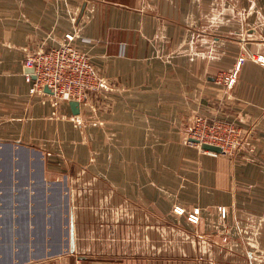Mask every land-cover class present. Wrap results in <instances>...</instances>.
Listing matches in <instances>:
<instances>
[{
    "label": "crops",
    "instance_id": "obj_1",
    "mask_svg": "<svg viewBox=\"0 0 264 264\" xmlns=\"http://www.w3.org/2000/svg\"><path fill=\"white\" fill-rule=\"evenodd\" d=\"M255 5L0 0V264H264V162H246L235 172L191 162L196 172L187 178L195 195L211 192L213 203H227L229 220L260 219V226L150 224L156 202L170 201L165 184L163 193L156 191L152 174L174 168L157 163V144L163 149L180 138L176 130L183 121L188 125L201 114L250 125L264 155V64L248 56L264 55V3ZM69 33L112 90L111 108L93 110L98 102L89 96L79 113L83 122L69 102L32 91L26 77L27 57L58 46ZM235 69L231 87L218 82ZM179 148L203 158L194 147ZM77 171L85 186L110 185L116 201L134 203L137 224H106L108 215L101 212L105 224L92 225L95 211L75 212L67 191ZM120 187L126 193L118 194ZM141 208L147 224H140Z\"/></svg>",
    "mask_w": 264,
    "mask_h": 264
},
{
    "label": "rangeland",
    "instance_id": "obj_2",
    "mask_svg": "<svg viewBox=\"0 0 264 264\" xmlns=\"http://www.w3.org/2000/svg\"><path fill=\"white\" fill-rule=\"evenodd\" d=\"M223 1V0H221ZM236 2H249L257 4L264 3V0H236ZM259 9L252 10L253 20L258 22L256 26H259ZM254 28V27H253ZM249 52V51H248ZM248 56L255 58L256 60L259 57L264 55H259L258 53H248ZM244 58V56H241ZM239 58V60L241 59ZM94 63V62H93ZM95 64V63H94ZM96 65V64H95ZM97 67V65H96ZM98 68V67H97ZM100 72V70H99ZM101 74V73H100ZM223 74L217 78L219 83H225L221 80ZM220 78V79H219ZM221 80V82H220ZM45 88V87H44ZM105 89V88H104ZM102 90L97 93L92 94V98L98 102V105L93 110H99L100 107L111 108L110 102H108L107 93L112 90ZM111 95H109V99ZM107 99V101H105ZM101 101V102H100ZM95 106V105H94ZM200 118V119H199ZM204 118V119H202ZM199 119V120H198ZM205 119H208L209 122ZM215 120V121H214ZM81 118V122H83ZM198 121V123H197ZM197 124V125H196ZM112 128V126H111ZM175 127H173L174 130ZM114 129V127H113ZM177 129V128H175ZM253 127L250 125L244 127V125L233 123L230 121L222 120L217 117H211L210 115H195L190 124L183 123L179 125L177 133H179L180 138H171L169 139L170 146H164L170 149L166 154L164 150L159 147L157 144V163L160 162H170L174 167L171 170H156V173L152 174L156 178V184L160 189L156 188V191L163 193L161 189L163 188L161 184H165L167 188L166 194H169L170 201L156 202L157 213L155 217L150 221V224L156 226H177V225H188V226H203V227H220L224 225H237L242 226L254 225L256 227L260 226V219L254 221L253 219L242 217H237L228 219V207L227 203L223 202H212L211 201V192H206L204 195L197 196L195 195L197 191L189 184L188 179H192V175L196 172L195 166H190L191 162H203L208 164H219L220 167L226 168L228 171H234L240 165H244L246 162L251 163H262L264 162V155L258 152V145H262L261 139H256L254 136ZM107 140V139H105ZM115 141L114 137L110 138V141ZM117 141V140H116ZM158 142V140H157ZM109 143V142H108ZM212 144L221 147V152H215L208 149H204L202 144ZM188 146L194 147L196 153L202 155V159L199 160L192 155H185L180 150L179 147ZM163 150V152H162ZM189 156V157H188ZM181 163H188L187 165H181ZM181 165V166H179ZM224 172H227L226 170ZM166 173V175H162ZM76 184L70 186V189L67 191L70 194V205L73 207L75 212L78 211H95L97 217L92 218V225L99 224H115V225H126V224H137L136 213H132V209L135 211V207L132 208V202H122L116 201L115 193L116 188L110 185L100 186V184L93 183L91 185H84L82 179L84 177L83 172L77 171ZM97 175V174H96ZM95 176V175H94ZM186 176V177H185ZM195 180L193 179V182ZM161 183V184H160ZM191 183V182H190ZM235 187H233L234 189ZM120 193H126L124 189L120 187ZM104 193V194H103ZM157 193V192H156ZM157 193V195L159 194ZM72 194H75L76 201H72ZM107 194V200H104L103 203L99 201L100 195ZM162 197V196H161ZM201 197L204 198V201H191V198ZM103 199V198H102ZM67 202V201H66ZM57 203V202H56ZM56 203H54L56 207ZM61 204L66 205L64 201L60 202ZM171 204L172 212L176 216L169 215V205ZM183 204V205H180ZM238 207L233 206L231 208ZM58 208V207H57ZM67 210V207L66 209ZM166 210L167 214H164L163 211ZM158 211H161L159 213ZM108 215V223L105 222V218H100V213ZM148 213L141 208L140 209V224H147V219L142 218L147 216ZM59 219H57L58 221ZM65 220V219H64ZM133 221V222H132ZM254 221V222H252ZM105 222V223H103ZM66 225V223H65ZM69 225H67L68 227ZM223 240L227 239V236H223ZM222 240V239H221Z\"/></svg>",
    "mask_w": 264,
    "mask_h": 264
},
{
    "label": "built area",
    "instance_id": "obj_3",
    "mask_svg": "<svg viewBox=\"0 0 264 264\" xmlns=\"http://www.w3.org/2000/svg\"><path fill=\"white\" fill-rule=\"evenodd\" d=\"M74 38V34H66L58 46L40 47L27 57L25 64L33 69L26 74L27 80L33 84L32 91L47 93L44 90L47 86L55 98L66 102L77 100L82 105L91 94L105 88L104 78L91 56L75 45ZM243 60L241 57L238 64ZM257 60L264 64V57ZM223 75L221 80L231 87L237 80V69ZM75 118L81 122L79 115Z\"/></svg>",
    "mask_w": 264,
    "mask_h": 264
},
{
    "label": "water",
    "instance_id": "obj_4",
    "mask_svg": "<svg viewBox=\"0 0 264 264\" xmlns=\"http://www.w3.org/2000/svg\"><path fill=\"white\" fill-rule=\"evenodd\" d=\"M32 71H33L32 68H28V72H32ZM44 90L47 93H52V91L47 86H45ZM69 103H70V106H71V108L73 110V113L75 115H79V113L81 111L80 102L77 101V100H71V101H69ZM202 147L204 149H208V150L215 151V152H221L222 151L221 147L216 146V145H212V144L204 143V144H202ZM71 236H72V240H73V238H74L73 224H72Z\"/></svg>",
    "mask_w": 264,
    "mask_h": 264
}]
</instances>
